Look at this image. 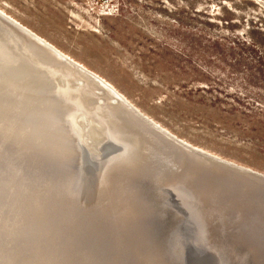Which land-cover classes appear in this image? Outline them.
<instances>
[{"label":"rangeland","instance_id":"rangeland-1","mask_svg":"<svg viewBox=\"0 0 264 264\" xmlns=\"http://www.w3.org/2000/svg\"><path fill=\"white\" fill-rule=\"evenodd\" d=\"M0 10L180 140L264 170V0H0Z\"/></svg>","mask_w":264,"mask_h":264},{"label":"bare ground","instance_id":"bare-ground-1","mask_svg":"<svg viewBox=\"0 0 264 264\" xmlns=\"http://www.w3.org/2000/svg\"><path fill=\"white\" fill-rule=\"evenodd\" d=\"M0 16L13 28L0 21L5 32L0 30V39L10 43L7 49L50 82L64 84L70 103L88 99V114L96 110L110 116L126 133L133 124L142 135L131 131L134 141L155 146L165 168L199 163L212 174L264 192V174L259 173L264 170L256 172L180 140L98 72L1 10ZM17 96L0 89V264H152L148 258L156 256V238L140 209L144 196L120 179L103 182L78 171L39 121L34 103ZM199 250L195 259L201 264L204 250ZM224 251L229 264H238L244 254L233 242Z\"/></svg>","mask_w":264,"mask_h":264},{"label":"water","instance_id":"water-1","mask_svg":"<svg viewBox=\"0 0 264 264\" xmlns=\"http://www.w3.org/2000/svg\"><path fill=\"white\" fill-rule=\"evenodd\" d=\"M0 19L3 27L13 29ZM5 42L0 39V89L34 103L39 121L86 177L103 182L120 179L144 196L140 209L156 238V256L149 257V262L198 264L195 258L202 249L201 264L205 260L206 264H229L224 247L233 242L244 251L238 264H264V192L212 174L199 163L181 170L178 163L173 169L165 168L155 146L142 147L134 141L137 137L131 131L141 134L133 124L126 133L110 116L102 117L96 110L88 114V99L70 103L64 84H54L44 72L31 69V63L7 49L10 43Z\"/></svg>","mask_w":264,"mask_h":264},{"label":"trees","instance_id":"trees-1","mask_svg":"<svg viewBox=\"0 0 264 264\" xmlns=\"http://www.w3.org/2000/svg\"><path fill=\"white\" fill-rule=\"evenodd\" d=\"M248 41H249V40H244L243 43H245V44H249Z\"/></svg>","mask_w":264,"mask_h":264},{"label":"crops","instance_id":"crops-1","mask_svg":"<svg viewBox=\"0 0 264 264\" xmlns=\"http://www.w3.org/2000/svg\"><path fill=\"white\" fill-rule=\"evenodd\" d=\"M54 45V44H53Z\"/></svg>","mask_w":264,"mask_h":264}]
</instances>
